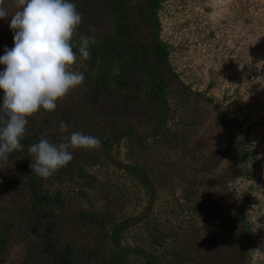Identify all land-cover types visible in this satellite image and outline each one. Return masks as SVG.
Returning <instances> with one entry per match:
<instances>
[{
	"label": "rangeland",
	"instance_id": "1",
	"mask_svg": "<svg viewBox=\"0 0 264 264\" xmlns=\"http://www.w3.org/2000/svg\"><path fill=\"white\" fill-rule=\"evenodd\" d=\"M157 1L152 28L147 0H70L82 13L75 40L92 37L89 47L110 40L116 3L128 9L138 58L150 44L167 50L165 105H152L145 72L131 89L112 86L92 104L86 79L59 100V116L78 119L80 132L101 146L77 149L82 169L72 177L36 183L56 202L32 229L16 220L11 197L0 196V264H50L42 243L48 230L58 255L84 264L113 256L117 264H264V0H227L220 9L210 0ZM3 7L0 56L14 46L9 25L19 10L15 0ZM81 65L87 68L77 54L71 70L83 72ZM114 126L119 134L106 148L101 138ZM23 162L0 160V193L11 192L17 175L25 179ZM88 213L91 222L82 219ZM124 219L116 248L111 227Z\"/></svg>",
	"mask_w": 264,
	"mask_h": 264
},
{
	"label": "clouds",
	"instance_id": "2",
	"mask_svg": "<svg viewBox=\"0 0 264 264\" xmlns=\"http://www.w3.org/2000/svg\"><path fill=\"white\" fill-rule=\"evenodd\" d=\"M17 10L9 25L13 32V47L0 56V160L21 150L29 119L41 109L55 111L57 102L80 86L84 72L71 70L77 61L72 40L82 22V13L70 0H15ZM0 0V19L9 16ZM227 0H210V7H225ZM94 30V29H93ZM92 37H80L78 52L83 60L90 59ZM86 71V65H81ZM60 123V133L68 132ZM99 138L72 132L59 143L42 136L28 152L30 168L37 177L47 180L66 167L77 149H97ZM81 207L88 209L87 201Z\"/></svg>",
	"mask_w": 264,
	"mask_h": 264
},
{
	"label": "trees",
	"instance_id": "3",
	"mask_svg": "<svg viewBox=\"0 0 264 264\" xmlns=\"http://www.w3.org/2000/svg\"><path fill=\"white\" fill-rule=\"evenodd\" d=\"M118 4L123 2V0H116ZM148 6V16L151 27H157L158 20L156 18V10L158 8L157 0H147ZM114 16L116 18V32L114 36L110 38V40L100 44L99 46H91L89 47L90 51V59L86 60L87 70L85 71L83 68V72L88 89H93L95 93L90 97L91 104L94 103L98 98L101 97L104 91H108V89L112 86L118 89H131L133 80H140L142 78V72H145V76L147 80H151L148 91L153 94L152 100H156L153 106L163 108L165 105L163 91L165 88V83L161 77H163L162 69L165 67V62L167 58V50L161 46L160 44L154 45L150 44L146 49H143L144 58L137 57V50L132 41V31L130 30V19L128 18V9L122 8L119 5L113 6ZM73 49L79 55L78 45L79 41L73 38L72 40ZM150 58L147 63V59ZM154 59L155 61L153 62ZM147 101H151L150 97L147 95ZM58 104L55 111L45 112L43 109L39 111L41 116L39 117V123H37L33 128L27 129L24 138L21 143L23 148L21 150H17L9 155L7 161L12 162L15 159H23L25 163V179L21 180L20 176L15 177V181L11 183V192L0 193L2 198L11 197V199H7V202L14 203V206L17 207L16 211V220H23L25 226L32 229L36 225H39V220L44 219L47 215H42V212H52V206H54L56 200L53 197H50L49 194L45 191H40L35 189V185L37 182L42 181L43 179L37 177L32 173L30 168L31 159L33 157L30 156L28 149L29 147L39 142L42 136H45L52 143H59L65 137L70 136L72 132L81 130L78 119H72V115L58 114ZM166 109V108H165ZM76 112L78 111V107H76ZM165 111V110H163ZM164 113V112H163ZM89 116V115H88ZM86 117V115H82L80 118ZM66 123L68 127L67 133H60L59 126L60 123ZM90 122V118L88 117L87 124ZM79 124V125H78ZM114 125V124H113ZM109 132V133H106ZM32 133V134H30ZM60 133V134H58ZM112 133V134H110ZM105 134L101 140L104 147L110 146V137L118 136V130L114 126L113 128L107 127ZM58 135L64 136L63 139H59ZM78 150L73 152L72 161L64 168L59 169L55 175L57 177L60 176H69L72 177V174L79 172L82 169V165L79 163L78 159L76 160V154ZM85 164V163H84ZM24 175V173H23ZM69 179V177H68ZM30 187V196L25 200V192L26 188ZM29 205V208L28 206ZM27 208L30 209V214L27 212ZM88 216H83V218H89V221H93L96 217L94 213H88ZM84 214H80L82 216ZM84 219V220H87ZM41 225V223H40ZM129 226L128 220H123L119 224H115L111 227L110 239L114 246L119 244V238L123 230L127 229ZM1 233V231H0ZM51 231L48 230L42 239V243L44 244V252L51 256L53 259L50 264H84L80 261L73 260L72 257L68 258V253L57 254L58 251L55 252L54 242L55 239L50 237ZM1 235V234H0ZM2 238H0V241ZM117 260L114 258L111 259L108 264H117ZM87 264V263H85Z\"/></svg>",
	"mask_w": 264,
	"mask_h": 264
}]
</instances>
